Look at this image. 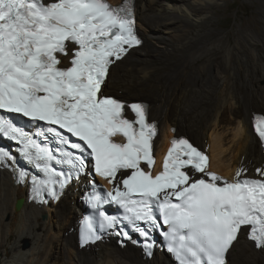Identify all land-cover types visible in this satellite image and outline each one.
<instances>
[{
    "label": "snow or ice",
    "instance_id": "snow-or-ice-1",
    "mask_svg": "<svg viewBox=\"0 0 264 264\" xmlns=\"http://www.w3.org/2000/svg\"><path fill=\"white\" fill-rule=\"evenodd\" d=\"M141 43L134 0H0V134L40 174L15 168L17 183L30 184L34 201L58 200L74 176L86 174L90 157L95 175L111 185L101 194L93 181L87 198L101 228L127 221L151 250V232L166 226L162 235L178 264H226L244 230L264 250V168L249 177L241 167L225 179L208 171L204 152L174 137L154 171L158 125L147 106L103 92L111 67ZM7 114L27 118L33 130ZM253 127L264 143V115L254 116ZM14 159L0 147V163ZM109 202L122 217L100 210ZM98 238L86 222L81 242Z\"/></svg>",
    "mask_w": 264,
    "mask_h": 264
},
{
    "label": "bare ground",
    "instance_id": "bare-ground-1",
    "mask_svg": "<svg viewBox=\"0 0 264 264\" xmlns=\"http://www.w3.org/2000/svg\"><path fill=\"white\" fill-rule=\"evenodd\" d=\"M220 1L134 0L143 41L111 67L103 90L128 104L148 105L149 120L158 125L155 171L169 139L187 138L181 133L206 153L208 170L225 179L241 167L249 177L264 168L253 127L254 116L264 115L259 113L264 112V0L257 6L260 24L242 25L232 43L229 34L200 24L211 20ZM14 169L12 160L0 163V264H175L158 248L148 258L138 241L123 243L114 234L80 246L83 211L77 196L87 180L72 183L58 200L36 204L29 185L17 183ZM18 199L22 205L16 210ZM12 234L10 250L2 249ZM225 259L226 264H264V250L244 230Z\"/></svg>",
    "mask_w": 264,
    "mask_h": 264
},
{
    "label": "rangeland",
    "instance_id": "rangeland-1",
    "mask_svg": "<svg viewBox=\"0 0 264 264\" xmlns=\"http://www.w3.org/2000/svg\"><path fill=\"white\" fill-rule=\"evenodd\" d=\"M259 1H262V0H221L218 3L219 6L217 7V9L216 10L214 9L212 11L211 20L209 19L204 20V22L200 23L202 25V29H205V28L207 29L210 27L212 29H216L220 31V33L222 34H225V33L229 34L231 37L230 42L232 43L236 33L240 32L238 30L240 29V27H242V25L247 26L249 23H252V22L255 23L257 26L260 24L258 20V14H257V6L259 5ZM137 28L139 32L140 31L139 26ZM189 32L193 33V31L190 29H189ZM117 74L121 76L122 72L121 71L119 72L118 70ZM106 93L108 92L106 91ZM107 95H112V94H107ZM142 97L146 98L145 96H141V98L137 96H132L128 98H134V99L139 98L143 100ZM253 108H258V107L254 105ZM259 113L264 114V112H259ZM181 134L186 136L187 139L191 141V143L194 144V141L191 138H189V136H187L184 133H181ZM15 238L16 236L14 234L6 238L2 249H6L7 251H9L10 250L9 246L15 240ZM25 244H27V242L23 243L24 247H26Z\"/></svg>",
    "mask_w": 264,
    "mask_h": 264
},
{
    "label": "water",
    "instance_id": "water-1",
    "mask_svg": "<svg viewBox=\"0 0 264 264\" xmlns=\"http://www.w3.org/2000/svg\"><path fill=\"white\" fill-rule=\"evenodd\" d=\"M21 205H22V200L21 199H18L17 201H16V210H19L20 209V207H21ZM25 246H27V244H25Z\"/></svg>",
    "mask_w": 264,
    "mask_h": 264
}]
</instances>
